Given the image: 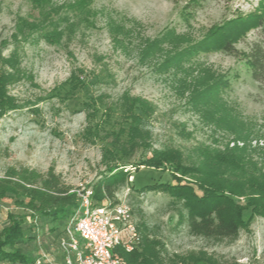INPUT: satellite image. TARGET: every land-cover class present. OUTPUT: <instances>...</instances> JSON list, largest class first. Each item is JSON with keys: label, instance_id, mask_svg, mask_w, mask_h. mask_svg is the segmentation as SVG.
Segmentation results:
<instances>
[{"label": "rangeland", "instance_id": "obj_1", "mask_svg": "<svg viewBox=\"0 0 264 264\" xmlns=\"http://www.w3.org/2000/svg\"><path fill=\"white\" fill-rule=\"evenodd\" d=\"M254 43L264 48V0H0V176L53 171L77 191L125 167L113 196L130 207L135 249L148 236L157 264H264V214L243 197L234 196L237 238L205 239L166 195L141 191L179 182L202 192L168 165L144 164L156 152L218 179L227 156L249 163L229 167L236 180L264 168V81L246 58ZM9 215L22 222L31 262L42 249L63 264L64 222L7 196L0 231Z\"/></svg>", "mask_w": 264, "mask_h": 264}, {"label": "trees", "instance_id": "obj_2", "mask_svg": "<svg viewBox=\"0 0 264 264\" xmlns=\"http://www.w3.org/2000/svg\"><path fill=\"white\" fill-rule=\"evenodd\" d=\"M222 48L228 52H235L230 43H225ZM246 58L252 67V79L259 83L263 82V46L254 43ZM138 107L137 103L132 106V114L135 116L140 115L136 113ZM221 161L228 166V170L223 171L222 178L218 179L216 171L192 173L193 167L191 169L183 164L173 150L156 152V156H153V159H145L144 164L152 168L168 165L173 172V178H177L178 175L185 176L198 185L202 192L197 193L191 185L179 182L147 184L141 187V191H154L166 195L167 205L177 211L181 222L186 223L191 235L205 239L234 240L240 232L242 223V209L239 210L235 206L234 196L243 197L249 206L264 214V168L263 171L259 169L256 172L241 171V178L236 180L235 173L230 168L235 170L239 165L249 163L242 162L241 157L230 156ZM123 169L125 167L109 168L104 176L91 186L94 201L101 203L108 200L110 204L117 202L113 194L118 185H123L130 176L129 172ZM237 182L238 189H235L232 184ZM7 196L13 198L18 207L45 218L51 217L52 223L56 221L67 224L77 206L76 192L53 171L41 174L29 168L9 167L0 176V201ZM8 218V225L0 231V263H33L20 247L25 243L22 222L11 215ZM143 241L142 250L134 248L126 251L121 246H116L113 253L128 264H157L152 255L154 252L146 253V248L150 244L149 237L145 236Z\"/></svg>", "mask_w": 264, "mask_h": 264}, {"label": "built area", "instance_id": "obj_3", "mask_svg": "<svg viewBox=\"0 0 264 264\" xmlns=\"http://www.w3.org/2000/svg\"><path fill=\"white\" fill-rule=\"evenodd\" d=\"M75 192L77 206L58 241L63 264H128L113 249L131 251L139 241L130 207L108 200L96 204L91 187ZM32 264L56 263L41 249Z\"/></svg>", "mask_w": 264, "mask_h": 264}, {"label": "crops", "instance_id": "obj_4", "mask_svg": "<svg viewBox=\"0 0 264 264\" xmlns=\"http://www.w3.org/2000/svg\"><path fill=\"white\" fill-rule=\"evenodd\" d=\"M60 254V258H61V261H62V256H61V253H59ZM63 263V262H62Z\"/></svg>", "mask_w": 264, "mask_h": 264}]
</instances>
